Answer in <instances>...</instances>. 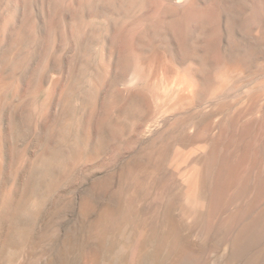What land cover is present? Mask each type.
I'll use <instances>...</instances> for the list:
<instances>
[{
  "label": "rangeland",
  "instance_id": "obj_1",
  "mask_svg": "<svg viewBox=\"0 0 264 264\" xmlns=\"http://www.w3.org/2000/svg\"><path fill=\"white\" fill-rule=\"evenodd\" d=\"M183 1L0 0V264H264V234L232 241L264 207V61L176 103L179 71L206 58L213 77L227 47L221 2ZM152 51L171 80L133 74Z\"/></svg>",
  "mask_w": 264,
  "mask_h": 264
},
{
  "label": "bare ground",
  "instance_id": "obj_2",
  "mask_svg": "<svg viewBox=\"0 0 264 264\" xmlns=\"http://www.w3.org/2000/svg\"><path fill=\"white\" fill-rule=\"evenodd\" d=\"M104 1V0H103ZM110 1V0H109ZM117 1V0H115ZM124 1V0H123ZM136 1V0H135ZM133 2L131 0L132 3H137ZM183 1V0H182ZM187 1V0H186ZM196 0H189L187 1L185 4L188 3V5L192 4L194 5V3L191 2H195ZM203 1V0H202ZM221 2V10H220V18L225 20V25L223 26V30H224V41H226V49H225V53L224 55H222L218 60H216V62L214 63V65L211 67L214 71V76L213 77H209L206 73L208 71L209 65L206 62V58H203V62L202 64H199V66H196L192 63H190L189 66L184 67L181 70V73L179 71V75L181 74V76L179 77V81H182V89L179 90L177 92V95L175 96L176 98V103H185L187 102V100H194L197 99L200 95L202 94H206L207 92H217L216 90H218V88L222 87L225 81H227V77L229 76V78L234 75L235 72L237 71H242V70H246L250 67H252L253 65L256 64L257 61H259L260 63V59H263L264 61V0H216ZM83 2V1H82ZM99 2V1H98ZM185 2V0L183 1ZM182 2V3H183ZM201 2V1H200ZM235 2V3H234ZM104 3V2H103ZM114 3V1L112 2ZM202 3V2H201ZM215 3V2H214ZM211 5L208 4L204 9H202V14L200 18H202V25L199 26V35L202 33L201 29L207 28L206 31L203 34H206L207 32H209L210 27L207 24V22H209V20H207L210 16L213 15L214 12V7L213 4ZM218 3V2H217ZM116 4V3H115ZM129 4V3H128ZM131 4V3H130ZM184 4V3H183ZM207 4V3H206ZM133 5V4H132ZM135 5V4H134ZM175 5V4H174ZM187 5V6H188ZM191 5V7H192ZM131 6V5H130ZM129 6V7H130ZM128 7V8H129ZM178 7V6H177ZM126 8V6H125ZM183 8V7H182ZM190 8V6L188 7ZM187 8V9H188ZM193 8V7H192ZM167 9V8H166ZM171 9V8H170ZM196 9V7H195ZM258 9L259 14L255 15L253 14L254 10ZM192 10V9H191ZM199 10V9H198ZM201 11V10H200ZM127 12V11H126ZM199 12V11H198ZM216 12V11H215ZM262 12V13H261ZM200 13V12H199ZM165 15V14H164ZM162 15V17L164 16ZM238 15V18H237ZM241 15H242V20H241ZM203 16V17H202ZM217 16V15H216ZM215 16V18H216ZM161 17V16H160ZM161 17V18H162ZM181 17V16H180ZM170 18V17H169ZM182 18V17H181ZM164 19V17L162 18ZM161 19V20H162ZM159 19H157L158 21ZM160 20V21H161ZM187 21H189L188 19H186ZM149 21V20H148ZM175 21V20H174ZM177 21V20H176ZM182 21V20H181ZM207 21V22H206ZM153 22V21H152ZM156 22V21H155ZM185 22V21H184ZM154 23V22H153ZM150 23V26L151 24ZM160 23V22H159ZM158 23V24H159ZM165 23V22H164ZM176 23V22H175ZM174 23V24H175ZM180 23V22H179ZM178 23V24H179ZM158 24H155L154 27L158 26L160 27ZM177 24V23H176ZM183 24V23H182ZM149 25V24H147ZM173 25V23H172ZM180 26H182L181 24H179ZM178 25V26H179ZM161 26H162V21H161ZM165 26V25H164ZM207 26V27H205ZM149 27V26H148ZM153 27V28H154ZM170 27V26H169ZM183 27V26H182ZM183 29H178L181 30L180 32H182L184 29V32H182V36L181 34L180 37L177 36L176 33V37H179V42L180 47H179V53L182 54V56L186 59H188V57L190 58V53L192 51H189L191 49H189L188 47H185L186 44L182 43L186 42L187 40L185 39V37H189L190 33L192 32L191 30V26L190 25H185ZM152 28V27H151ZM148 31H150V29ZM177 27H175L176 29ZM181 28V27H180ZM201 28V29H200ZM174 31V29H173ZM177 31V30H176ZM203 31V30H202ZM222 31V30H221ZM201 32V33H200ZM148 33V32H147ZM165 33V31L163 32V34ZM170 33V32H169ZM179 33V32H178ZM184 33H185V37H184ZM209 33H213V31H210ZM149 34V33H148ZM152 34V33H151ZM223 34V33H221ZM148 36V35H147ZM163 37V36H162ZM195 37V36H194ZM150 38V37H149ZM157 38V37H156ZM176 39V38H175ZM152 40V39H151ZM166 40V39H165ZM167 43V42H166ZM167 45V44H166ZM178 47V46H177ZM192 48V47H191ZM195 48V47H194ZM171 49V48H170ZM169 50V49H168ZM160 51V50H158ZM167 51V49H166ZM194 51V50H193ZM165 52V51H163ZM171 52V51H170ZM170 52H168L167 57L164 56L161 52H155L152 51L150 52L149 55L145 56L143 58V60L138 61L136 63V65L133 67V74L137 75L144 66L149 67V69H151L152 71H157L159 72V69L162 71L164 77L167 80H171L173 76H175V72H176V67H177V62L175 60V57L171 56V54H169ZM228 52L230 54H228ZM172 53V52H171ZM138 55V54H137ZM178 58V57H177ZM210 61V60H209ZM258 63V65L260 66V64ZM257 65V64H256ZM262 65L264 66V62L262 63ZM258 66V67H259ZM262 68V66L260 67ZM212 71V70H211ZM210 73V72H209ZM232 74V75H231ZM236 74V73H235ZM134 75V76H135ZM211 75V74H210ZM178 78V77H177ZM213 78V79H212ZM226 79V80H225ZM166 80V81H167ZM136 84V83H135ZM181 84V83H180ZM226 85H224L223 87H225ZM222 90V88H221ZM219 91V90H218ZM151 93V92H150ZM134 114V113H133ZM235 122V121H234ZM255 126V125H254ZM258 127V126H257ZM255 127V128H257ZM224 127L223 131H222V135H224V133H227L226 131L228 130V128ZM230 129V128H229ZM252 129L253 126L251 128L248 129L247 131V135L252 134ZM247 130V129H246ZM230 131V130H229ZM232 133V132H231ZM235 133V132H234ZM235 135V134H233ZM233 135L230 134V136ZM221 136V135H220ZM236 136V135H235ZM234 136V137H235ZM221 138V137H219ZM264 145V144H263ZM210 146V145H209ZM216 146V145H214ZM212 146V150L213 147ZM207 147V146H206ZM206 147L204 149H206ZM224 147H226L224 145ZM220 148V147H219ZM218 145L216 146V149L218 150ZM203 149V150H204ZM211 149V147H210ZM229 149V148H228ZM202 150V151H203ZM224 150V149H223ZM208 152V151H207ZM212 152V151H211ZM215 152H217L215 150ZM230 152V150H229ZM205 153V152H203ZM215 154V153H214ZM208 155H213L208 153ZM205 156V155H204ZM203 156V157H204ZM207 156V155H206ZM219 157V154H218ZM241 157V156H240ZM239 157V158H240ZM162 158V157H161ZM164 158V157H163ZM162 158V159H163ZM212 158V157H209ZM205 159V158H204ZM215 159V157H214ZM221 159V158H219ZM232 159V158H231ZM158 160V159H157ZM198 160V159H197ZM224 160V158H223ZM242 157L240 159L237 160L234 159L232 161V164L230 166V170H229V174L227 176H225L224 178H221L220 174H216L218 175V179L219 182L217 184V189L220 190H225V189H229L231 186V184L233 183H237L240 179V175H241V167H242ZM213 161V158H212ZM218 161V160H217ZM216 161V162H217ZM241 161V162H239ZM142 162V161H141ZM145 162V161H144ZM214 162V161H213ZM212 162V163H213ZM196 163V162H195ZM200 163V161H199ZM210 160L208 159L205 163V168L206 169H210L211 165H213ZM220 164V161L218 162ZM224 163V162H222ZM197 164V163H196ZM226 164V163H224ZM153 165V164H152ZM228 165V163H227ZM146 166V164H145ZM201 166V165H200ZM221 166V164H220ZM224 166V165H223ZM194 167V166H193ZM202 167V166H201ZM151 168V167H150ZM195 168V167H194ZM222 168V167H221ZM220 168V170H222ZM214 169V168H213ZM219 170V171H220ZM149 171V170H148ZM156 171V170H155ZM201 171V170H200ZM199 171V172H200ZM216 171V170H215ZM224 171V170H223ZM158 172V171H157ZM206 172V171H205ZM212 172V171H211ZM221 172V171H220ZM227 172V171H226ZM152 173V172H151ZM155 173V172H154ZM192 173V172H191ZM194 173V172H193ZM201 173V172H200ZM210 173V172H208ZM186 174V173H185ZM196 174V173H194ZM205 174V173H204ZM199 176V174H197ZM203 175V173H202ZM195 176V175H194ZM207 177V173L205 175ZM211 176V175H210ZM212 176H214L212 174ZM185 177V176H184ZM200 177V176H199ZM204 178V176H202ZM186 178V177H185ZM184 178V179H185ZM212 178V177H211ZM217 178V177H216ZM193 176L190 175L188 177V181L186 182H182V187L185 189H183L185 191L184 195H187L188 192L191 193V189H195V182L193 180ZM198 179V178H197ZM196 179V180H197ZM207 179V178H206ZM151 180V178H150ZM199 180V179H198ZM203 180V179H201ZM206 181V180H205ZM242 181V180H241ZM199 182V181H198ZM207 182L209 183V181L207 180ZM211 183V182H210ZM204 184V183H203ZM200 186V185H199ZM202 187V186H201ZM204 188V187H202ZM209 188V187H207ZM215 188V187H212ZM212 191V190H211ZM216 191V189H215ZM229 191V190H228ZM197 192H200L199 189ZM221 192V191H220ZM192 194V193H191ZM200 193H198L199 195ZM222 194V193H221ZM194 195V194H192ZM189 196V195H188ZM197 196V195H196ZM191 198V197H190ZM199 198V197H197ZM135 200V199H134ZM194 200V199H193ZM192 200V201H193ZM249 222L246 225H243L242 227V223L238 229V232L235 236V239L232 240L233 241V249L236 253L238 254H242V249L244 248L243 243H247V236H245L246 234L244 232H252L249 235L250 240L252 239L253 236H256L258 239H260L263 234H264V207L255 215H252L251 217L249 216ZM246 223V222H245ZM254 234V235H252Z\"/></svg>",
  "mask_w": 264,
  "mask_h": 264
}]
</instances>
